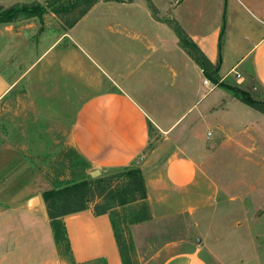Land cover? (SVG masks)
I'll return each mask as SVG.
<instances>
[{
    "label": "crops",
    "instance_id": "crops-1",
    "mask_svg": "<svg viewBox=\"0 0 264 264\" xmlns=\"http://www.w3.org/2000/svg\"><path fill=\"white\" fill-rule=\"evenodd\" d=\"M172 1L171 8L177 12L187 0ZM135 3V0L100 1L95 5L132 7ZM226 7H230L232 17H226L224 35L220 22L190 15L193 12L187 17L176 13L173 19L208 62L218 66L215 84L203 75L200 66L182 48L168 19L148 9L139 31H133L129 25L131 20L136 22L137 19L129 15L114 18L116 23L108 32L110 40L107 35L102 36L105 42L96 41L97 37L82 36L85 31L82 25L92 8L71 28L42 31L43 37L46 31L57 36L47 50L56 47L62 38L68 37L71 42V46L59 55L58 63L65 73L78 72L80 78L84 71L83 58L98 70V75L92 79L94 94L76 98L81 103L64 129V145L77 153L88 166L89 173L133 165L138 159H144L149 144L156 137L172 146V151L163 157L158 174L145 175L146 196L153 219L175 213L171 210L173 197L190 191L196 183L202 164L196 162L190 150L197 142V125L200 126L204 119L219 117L225 120L228 106L236 101L218 84L235 77L241 89L252 91L254 87L264 93V0H227ZM154 9L157 12L155 6ZM16 25H2V100L28 70L15 74L22 65L11 58L24 48L34 53L40 41L26 37L20 43L17 31L22 27ZM103 43H109L110 48L105 50L104 45L101 46ZM83 52L93 54L95 62ZM11 53L15 56L10 57ZM40 59L34 58L28 68L36 66ZM213 94L215 97L211 96ZM182 124L185 126L178 130L179 133L173 134ZM192 128L193 134L182 142ZM221 129L223 133V128L217 130ZM6 159L26 171L29 181L40 180L37 171L26 164L16 147L8 142L2 145V164ZM15 171L14 176L18 175ZM38 185L35 182L34 188L27 190L2 187L0 264H124L111 216L108 213L95 215L91 205L60 219L66 240L58 242L42 197L34 194ZM182 238L164 242L149 260L159 261V264H218L219 260L222 264H232L227 263L226 253L209 248L204 254L199 240L193 243L187 236Z\"/></svg>",
    "mask_w": 264,
    "mask_h": 264
},
{
    "label": "rangeland",
    "instance_id": "rangeland-1",
    "mask_svg": "<svg viewBox=\"0 0 264 264\" xmlns=\"http://www.w3.org/2000/svg\"><path fill=\"white\" fill-rule=\"evenodd\" d=\"M85 1L88 0H0L2 9L23 4L43 5L41 12L38 11L30 17L21 16L13 22L22 27L17 31L20 34V43L26 37L27 40L40 41L38 45L35 43L37 48L34 53L24 48L16 53V57H12L15 53L9 55L12 57L11 61L17 59L19 65H22L15 74L28 70L22 75L21 82L12 86L3 100L2 94L0 95V210L3 186L13 190H27L34 188L35 182H38L34 194L42 197L43 192L47 190H57L88 180L91 182V195L87 205L105 206L109 203L112 206L108 214L112 218L114 234L124 264H159V261L149 260L157 251V247L160 248L166 241L178 240L181 237L185 239L186 236L193 243L199 240V248L204 254L209 248L226 253L227 263L230 261L232 264H264V114L233 97L228 88L241 89L235 83V77V80L228 78L224 81L222 87L218 85L231 95V99H236L228 106L225 120H220L219 117H216V120L204 119L200 126L197 125V142L193 143L194 148L190 151L196 162L202 165L197 171L193 188L181 196L173 197L171 210L175 213L170 217L153 219L147 196L143 200L136 197L125 202L130 195L122 188L126 178L123 168L98 171L97 174L89 173L88 166L77 153L64 145L66 123L73 119L74 111L81 103L76 98L94 94L92 79L98 75V70L85 58L82 59L84 71L80 78L78 72L67 74L60 68L59 55L71 46L68 37L62 38L53 49H47L57 37L51 35L50 31L64 29L66 22L78 16ZM91 1L97 3L124 0ZM226 1L187 0L180 5L177 12L174 7L171 8L172 0H135L136 3L132 7L95 3L82 25L85 30L82 36L97 37L96 41H104L102 36L107 35L109 41V28L116 23L113 19L119 16L125 18L128 15L137 19L136 22L131 20L129 25H132L133 31H139L144 24L142 18L146 9L154 15L168 19L170 26L178 25L173 20L176 13L187 17L193 12L190 15L197 14L201 19L206 17L209 22L215 19L216 23L220 22L221 33L224 35L226 17H232L230 7H226ZM65 2L73 4L75 9L72 10L71 5L66 7ZM60 4L64 6V11L57 14ZM102 17L104 21H98ZM2 25L5 24H0V77ZM45 29L50 31H46L43 37L42 31ZM74 38L78 42L81 40L75 35ZM102 45L105 50L110 48L109 43ZM78 47L82 49L81 46ZM83 54L95 62L93 54ZM38 57L41 59L37 65L28 68L32 65V60ZM108 61L110 62V58ZM210 76L217 81L218 69L215 74L211 71ZM209 85L212 87V83ZM241 90L247 92L255 101L264 103V93L254 87L252 91ZM184 126L182 124L176 128L173 134H178V130ZM220 128L224 129L223 133L222 129L217 130ZM193 132L194 128L189 130L187 138L182 142L187 141ZM5 142L16 147L26 164L37 171L39 181L31 182L26 179L29 178L25 175L26 171L10 164L7 159L2 164V145ZM170 151L172 146L162 138L156 137L149 144L144 159H138L129 168L140 170L145 185V175H157L163 157ZM14 171L18 175L14 176ZM97 180H103L101 183L105 187V194L100 198ZM122 200L124 204H121ZM222 262L219 260L218 264Z\"/></svg>",
    "mask_w": 264,
    "mask_h": 264
},
{
    "label": "trees",
    "instance_id": "trees-1",
    "mask_svg": "<svg viewBox=\"0 0 264 264\" xmlns=\"http://www.w3.org/2000/svg\"><path fill=\"white\" fill-rule=\"evenodd\" d=\"M63 2H61L62 4ZM67 2H65L66 4ZM96 2L88 0L83 3V9L78 12V16L66 22V27L71 28L82 16H84L95 4ZM60 4V10L57 11V14L63 13L64 6ZM71 5L72 10L75 9L73 4H66V7ZM43 5L40 4H31V5H17L12 8L2 9L0 8V24H12L16 21L17 18L21 16L30 17L33 14L38 13V11H42ZM174 30L176 36L179 39V43L182 48L187 52V54L192 58L194 62L198 66H200L203 75L212 81L213 84L217 83L216 80L210 76V72L215 74L217 72L218 66H212L208 60L203 56L197 46L187 38L186 34L178 25H171ZM221 87L223 84H218ZM232 93L233 97L248 107L264 114V103H260L252 99L247 92L242 91L238 88H228ZM123 171L125 172V182L123 183L122 188L126 190V194L130 195V198H126L127 200H133L136 197L138 199H145L146 197V189L144 185V179L142 173L138 169H133L129 167H124ZM123 172V173H124ZM103 180H97V188H99L97 192L98 198L104 196L105 187L102 185ZM91 182L88 180H83L79 183H74L71 185H67L64 188L57 190H47L43 192L42 200L46 206V211L48 218L50 219L51 228L54 234V237L58 242H62V240H66L65 238V230L64 226L61 222V218L74 214L80 211L87 209L88 202L90 201L89 196L91 195L90 190ZM100 190V191H99ZM108 193V192H107ZM121 204L125 202L122 200ZM112 206L108 203L105 206H100L95 204L93 206V211L95 215H102L108 213L111 210ZM140 221V220H138ZM142 221V220H141ZM113 226V223H112ZM65 248H68V245L65 243Z\"/></svg>",
    "mask_w": 264,
    "mask_h": 264
},
{
    "label": "built area",
    "instance_id": "built-area-1",
    "mask_svg": "<svg viewBox=\"0 0 264 264\" xmlns=\"http://www.w3.org/2000/svg\"><path fill=\"white\" fill-rule=\"evenodd\" d=\"M205 84H207L208 82L207 81H204Z\"/></svg>",
    "mask_w": 264,
    "mask_h": 264
},
{
    "label": "water",
    "instance_id": "water-1",
    "mask_svg": "<svg viewBox=\"0 0 264 264\" xmlns=\"http://www.w3.org/2000/svg\"><path fill=\"white\" fill-rule=\"evenodd\" d=\"M95 174H97V172H95ZM94 176V175H93ZM35 201V200H34Z\"/></svg>",
    "mask_w": 264,
    "mask_h": 264
}]
</instances>
